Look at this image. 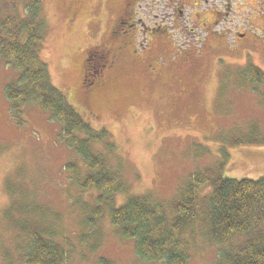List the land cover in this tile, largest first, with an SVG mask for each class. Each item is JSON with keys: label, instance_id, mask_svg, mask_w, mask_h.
Masks as SVG:
<instances>
[{"label": "rangeland", "instance_id": "374dc122", "mask_svg": "<svg viewBox=\"0 0 264 264\" xmlns=\"http://www.w3.org/2000/svg\"><path fill=\"white\" fill-rule=\"evenodd\" d=\"M70 1L40 0L45 21L41 57L52 84L84 115L92 131L106 130L107 140L93 146L129 186L116 203L130 195L148 196L171 212L189 177L195 172L214 176L222 161L224 176H264V86L247 80L245 54L227 49L226 34L214 32L208 40L227 60L222 65L204 54L192 59L207 36L189 20L186 26L196 28L200 39L193 52L180 40L174 54L161 58L157 66L153 57L163 45L154 42L145 62L127 60L133 69L118 73L91 95L93 83L83 78V61L94 40L104 37L98 28L111 27L122 0H84L74 20ZM16 2L23 14L29 0H7L2 7ZM252 54L254 65L264 71V46L254 44ZM150 63L155 66L148 73ZM17 76L1 59L0 264H27L30 236L36 232L68 248L69 264H99L101 257L106 264H156L143 261L134 240L124 238L107 215L89 224L96 193L83 192L67 169L78 156L61 137L59 122L37 104H26L17 117L12 113L5 87ZM208 193L207 188L200 190L197 220L185 229L188 264L221 261V247L209 233Z\"/></svg>", "mask_w": 264, "mask_h": 264}, {"label": "trees", "instance_id": "16d2710c", "mask_svg": "<svg viewBox=\"0 0 264 264\" xmlns=\"http://www.w3.org/2000/svg\"><path fill=\"white\" fill-rule=\"evenodd\" d=\"M6 1L0 0V60L12 66L18 76L6 85L5 96L15 117L23 113L26 104H37L61 125V137L78 156L67 169L79 180L83 192L96 193V205L87 217L89 224L107 215L124 238L134 240L136 254L143 261L188 264L185 229L197 220L198 195L207 188L209 233L221 247L220 264H264V176H224L222 161L214 176L193 173L171 212L148 196L130 195L116 203V197L128 193L129 186L124 175L93 146L107 140L106 130L92 131L84 115L52 84L49 66L41 57L45 21L40 0H29L23 14L18 2L8 9L2 7ZM248 73L247 80L264 86V71L251 66ZM30 238L27 264H69L68 248L53 236L36 232ZM105 261L101 257L99 264Z\"/></svg>", "mask_w": 264, "mask_h": 264}, {"label": "flooded vegetation", "instance_id": "af4514ba", "mask_svg": "<svg viewBox=\"0 0 264 264\" xmlns=\"http://www.w3.org/2000/svg\"><path fill=\"white\" fill-rule=\"evenodd\" d=\"M257 1L256 4L254 0H122L111 27L98 28L100 36L105 32L104 37L94 40L86 52L83 78L93 83L89 93L94 95L118 73H127L135 67L127 66L128 63L145 62L144 58L149 56L147 53L152 50L154 42L163 45L159 55L153 57L157 66L161 58L164 60L165 56L174 54V47L180 40L185 41L183 46L187 51L193 52L192 46L200 39L196 28L186 26L189 20L207 36L204 47H199L192 59L206 55L208 59L216 57V63L222 65L221 62L227 60L218 55L217 48H212L208 42L217 34H226L227 49L242 51L245 54L244 65L255 66L254 59L250 57L253 56V46L256 43L264 46V24L257 20L264 22V0ZM69 3L74 9V20L83 8L84 0H71ZM165 45L171 48L167 49ZM154 66L150 63L147 72Z\"/></svg>", "mask_w": 264, "mask_h": 264}]
</instances>
